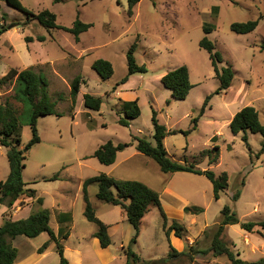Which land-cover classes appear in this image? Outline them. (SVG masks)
Instances as JSON below:
<instances>
[{"label": "rangeland", "instance_id": "obj_1", "mask_svg": "<svg viewBox=\"0 0 264 264\" xmlns=\"http://www.w3.org/2000/svg\"><path fill=\"white\" fill-rule=\"evenodd\" d=\"M21 1L34 13L43 9L54 11L57 22L63 26H73L78 13L82 21L93 23L77 41L71 32L62 28L48 29L6 0H0V29L7 28L0 35V78L11 68L33 67L37 72L46 73L50 82L48 95L55 104V112L38 118L41 141L27 153L24 180L27 187L36 189L35 207L50 209V225L57 233L60 220L67 225L60 219V213L69 211V219H65L71 223L63 226L58 238L65 246L75 247L83 237L92 241L97 224L84 214L83 181L100 173L147 183L160 193L163 210L168 215L165 227L160 208L151 206L137 242L132 244L141 260L130 259V264H150L152 259L167 256L172 248L187 250L190 239L196 242L197 248L207 250L225 205H230L241 221L264 220L263 135L251 130L234 134L230 127L232 115L246 105L255 106L264 122V0H141L132 15L128 11V0ZM252 19H259L252 32L239 34L231 28L234 22ZM208 23L215 27L208 36L223 55L219 65L232 66L235 70L232 85L218 94L215 91L220 81L210 54L200 46L206 36L204 25ZM26 36L32 40L27 42ZM39 36H45V40H39ZM134 44L137 62L145 65L147 71L133 73L121 84L129 71L127 53ZM98 58L112 62L111 77L103 79L93 68ZM183 64L189 67L194 86L186 99H176L161 79L168 70ZM77 75L85 81L74 102L71 83ZM19 87L15 80L0 83V98L18 113L20 136L23 144H27L33 137L31 105L17 98ZM87 92L103 97L100 110L85 106ZM209 95V104L200 114ZM136 99H139L141 114L130 118L127 114H131L132 108H125L124 101ZM153 110L160 123L178 130L164 139L173 159L213 170L218 176L225 171L228 173V187L220 191L219 199L215 198L213 183L205 174L165 172L155 159L137 149L134 135L156 144ZM123 117L129 126L120 122ZM196 117L198 126L193 129ZM244 134L248 136L247 141ZM109 140L130 145L118 153L115 163L107 165L101 163L94 152ZM215 145L220 147V159L210 163L209 152L203 154L202 151L212 150ZM9 172L7 148L0 146V181L6 179ZM55 175L58 177L52 178ZM88 190L97 216L104 222L118 223L117 230L113 231V249L121 242L128 248L135 230L126 212L97 197L98 183H92ZM237 191L240 197L234 200ZM39 196L43 199L42 205L37 203ZM185 206L202 207L204 211L186 212ZM12 214L14 211L7 208L4 219ZM174 219L186 227L183 237L169 230ZM71 230L72 236L63 238ZM47 238V232L29 238L26 250L42 246ZM223 238L243 259L264 258V228L260 226L247 231L239 223L231 224ZM22 239L24 236L18 237L19 244ZM50 247L51 260L59 264L56 241L52 240ZM120 256L124 262L118 259L109 264H126L128 255L121 253ZM214 256L212 251L199 253L196 264H232L225 254L215 259ZM88 261L102 264L97 253H90Z\"/></svg>", "mask_w": 264, "mask_h": 264}, {"label": "trees", "instance_id": "obj_2", "mask_svg": "<svg viewBox=\"0 0 264 264\" xmlns=\"http://www.w3.org/2000/svg\"><path fill=\"white\" fill-rule=\"evenodd\" d=\"M9 5L25 12L29 19H37L43 26L48 29L62 28L68 32H71L77 41L80 40L81 33L87 31L93 26L91 22H84L80 19L79 13L73 26H63L57 22V14L50 9H43L38 13H34L32 10L24 6L21 0H6ZM58 1V0H56ZM141 0H128V11L132 15L134 13L135 6ZM259 24V19H252L246 22H234L231 25L233 31L239 34H246L256 29ZM215 29L212 24H205L204 31L206 36L201 39L200 46L208 50L211 58V63L215 69L216 76L220 81L219 87L215 93L225 92L233 82L235 77V70L232 66H220L219 63L223 61V55L220 51L216 50L215 43L209 38L208 34ZM7 28L4 26L0 29V35L5 32ZM26 41L30 42L32 37L26 36ZM39 40H45V36H39ZM264 48V45H263ZM135 44L128 50V74L122 78L121 84L128 81L129 76L136 72H145L147 68L145 65H140L137 62L135 56ZM93 68L99 73L103 79L111 77L114 73V67L110 60L105 58H98L93 63ZM15 80L16 84L20 85V94H17V98H21L25 102H29L31 105V118L30 125L32 127L33 137L29 143L23 144L20 136L21 122L19 115L15 108L8 102H3L0 98V145L7 148V156L10 165V172L6 179L0 181V206L2 204L13 210L16 201L23 195L34 197L36 195V189L27 187L28 183L24 180V168L26 167L27 153L30 148L41 141L37 123L38 118L42 115L52 114L55 112V104L50 101L48 95L49 79L46 73L42 71H35L33 67H27L24 69L11 68L4 76L0 78L1 84L11 83ZM162 83L165 87L169 88L173 92V96L176 99H186L193 88L194 84L190 79L189 67L186 64L180 65L176 68L168 70L162 76ZM84 79L81 75L74 77L71 83V94L74 102L78 96ZM17 93V92H16ZM211 95H209L202 107L201 113L203 114L209 104ZM85 106L94 110H100L103 97L97 96L92 93L84 94ZM125 108H132L131 114H127L130 118H137L141 114L139 106V99L125 100ZM59 114V113H58ZM61 115V114H59ZM198 117L194 118V127L198 126ZM155 126V139L156 144L146 139L134 135V139L137 141V149L147 156L155 159L161 166V169L165 172L175 171H189L197 174H205L213 183L214 195L216 199L220 198V191L228 187L229 175L225 171L219 176L210 169H200L193 163H183L173 159L165 144L164 139L168 134L177 133L178 130H172L167 128L163 123H160L157 112L153 110L152 117ZM120 122L129 126L130 123L126 118H120ZM231 130L234 134L240 132H247L251 130L254 133H261L263 135V147L264 151V122L260 119V113L258 109L253 105H246L240 109L230 122ZM188 133V131H185ZM214 138V137H213ZM243 138L247 141V134L243 135ZM130 143H114L112 140L100 145L94 152V156L99 159L103 164H113L117 159L119 151H122ZM209 152L210 163L218 162L220 159V147L215 145L212 150L205 149L202 151ZM214 152V154H213ZM207 154V155H208ZM55 175L52 178H57ZM98 183L99 190L97 197L108 203L120 206L127 215V220L132 224L135 230V235L131 239L129 247L126 249L128 260L140 261L141 256L132 249V244L137 242V238L141 231V225L143 219L149 213L151 206L156 205L160 208L161 214L164 219V226L168 224V215L163 210L160 193L149 186L147 183L137 179H116L107 173H100L95 176H90L84 180L83 184V197L85 201L84 214L87 219L97 224V230L94 235L100 240L101 246L107 247L112 243V237L109 233V224L104 222L96 214V210L91 202L89 195V186L92 183ZM240 197V191H237L233 195V199L237 200ZM37 203L43 204L41 197L37 198ZM186 212L198 213L204 211L202 207H185ZM51 211L47 207L34 208L29 216L19 219L6 218L0 223V264H14L17 259L19 249L13 244V239L19 235H25L30 238L39 236L40 234L47 232L50 235L51 240L56 241L57 250L60 255V264H69V259L65 255V248L62 240H59L55 231L51 228ZM239 223L247 231H253L257 226L264 228V220L260 222L255 221H241L237 212L230 206L225 205L222 209V219L217 225L216 231L212 237L211 246L206 249H199L196 246V242L190 243L187 250L178 251L172 248L167 256L162 258H156L150 260V264H195L197 261V254H206L210 251L215 256L225 254L229 257L232 264H251L249 261L240 257V253H235L231 245L223 238L225 230L228 225ZM169 230H174L175 234L179 237L185 235L186 227L178 220L174 219L169 227ZM69 233H66L67 237ZM49 241H46L40 248L41 251L48 247ZM264 262V259L259 260Z\"/></svg>", "mask_w": 264, "mask_h": 264}, {"label": "crops", "instance_id": "obj_3", "mask_svg": "<svg viewBox=\"0 0 264 264\" xmlns=\"http://www.w3.org/2000/svg\"><path fill=\"white\" fill-rule=\"evenodd\" d=\"M116 91H119V90H116ZM234 115H235V113L232 115V118ZM216 137L217 136H215L214 139H216ZM117 157H118V155H117ZM120 179H127V178H120ZM129 179H133V178H129ZM83 184H84V181H83ZM35 202H36L35 196L34 197H31L28 195L21 196L16 201V203L14 204V207H13L14 214H12L11 217H9V218L19 219V218H24V217L29 216V214L35 208ZM7 208H8L7 205H4V204H2L0 206V211H1L0 223H2V221L4 220L5 216H3V215H4V211ZM15 213H17L16 216H14ZM68 214H69V211H62L60 213V219H63L64 223H67V225L63 224L62 220H60L61 224H60L59 233H57L54 230L56 233V236L58 238L60 237V234L62 233L63 226L66 227V226L70 225V223H71L70 220L65 219V218L69 219ZM65 215H66V217H64ZM65 220H66V222H65ZM106 223L109 224L108 230H109V233L112 237V243L107 247L101 246L99 238L94 235L95 231L97 230L96 229L91 235V240H92L91 242L92 243L90 242V240H88V238L83 237L81 239H78L77 244H75V247H70V245H67V244H66V246L64 245L65 255H67V257L69 258V264H90L88 261V255L90 253H93V254L97 253L98 256L102 258V264H109V262L111 260L120 259L123 261V258H122V256H120V254L121 253L126 254L127 244H125L124 242H121L120 245L116 246L113 249V247H114L113 246V234H114L113 231L117 230L118 223H108V222H106ZM72 234H73V232L71 230V232H69L68 237H71ZM19 236H21V235H19ZM19 236L14 238L12 241L13 244L19 249V253H18L17 259L15 260L14 264H57L56 260L52 261L51 257H50V254L51 253L53 254L52 250H50L51 241H52L50 238V235H49V238H47L45 240V242L49 241L48 247L46 249H44L43 251L40 250L41 246L40 247L36 246L37 248L26 250L25 244L30 242L29 241L30 237L22 235V236H24V239H22L21 244H19V242L17 241ZM190 240L192 241L191 243H193V240L192 239H190ZM246 240L249 241L248 235L246 236ZM21 245H22V247H21ZM253 249H254V246H253ZM55 252H58V250L56 249ZM70 253H72V255H73L72 257L70 255ZM58 254H59V252H58ZM59 257H60V255H59ZM215 258H216V256H214V259ZM244 258H246V257H244ZM214 259H212V262H214ZM261 259H264V258H260V259H248V258H246L245 260L249 261L251 264H264V262H259V260H261ZM130 263H131V260L129 261L127 259L126 264H130ZM135 263L138 264V262H135ZM59 264H60V262H59ZM96 264H100V263H96Z\"/></svg>", "mask_w": 264, "mask_h": 264}]
</instances>
